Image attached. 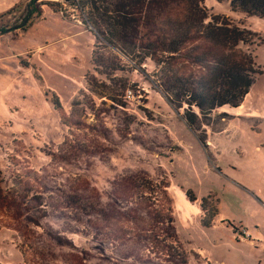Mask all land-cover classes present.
<instances>
[{
	"label": "rangeland",
	"instance_id": "1",
	"mask_svg": "<svg viewBox=\"0 0 264 264\" xmlns=\"http://www.w3.org/2000/svg\"><path fill=\"white\" fill-rule=\"evenodd\" d=\"M201 2L208 20L251 30L238 49L261 70L243 109L211 112L205 145L152 83L150 60L111 80L93 70L77 0L0 13V50L16 54L0 60V264H179V242L185 264H264V18ZM185 48L208 62L226 52L202 39Z\"/></svg>",
	"mask_w": 264,
	"mask_h": 264
},
{
	"label": "trees",
	"instance_id": "2",
	"mask_svg": "<svg viewBox=\"0 0 264 264\" xmlns=\"http://www.w3.org/2000/svg\"><path fill=\"white\" fill-rule=\"evenodd\" d=\"M217 1H228L232 10L264 18V0ZM77 4L81 9L82 23L91 26L96 38L92 49L93 70L102 78L111 80L117 71L138 68L144 72L146 61L150 60L159 70L151 79L152 83L178 110L202 145H205L206 127L219 122L211 118V112L225 106L239 107L256 75L261 73L255 66L254 57L238 49L248 43L251 30L235 25L219 14L208 20L209 12L201 0H77ZM30 14L32 12H25L17 27L23 29L31 19ZM197 39L226 52L215 56L211 62L202 54L187 53L185 45ZM182 58L203 65L204 72L185 73L177 67ZM87 83L91 85L90 81ZM126 83L137 86L131 80ZM219 115L233 117L224 112ZM186 196L194 200L190 192ZM166 201L171 203L170 198L166 197ZM201 207L206 209L204 202ZM165 219L167 227L173 231L171 237L179 242L173 228V216L169 214ZM178 248L179 251H171V255L179 259V264H185L180 242Z\"/></svg>",
	"mask_w": 264,
	"mask_h": 264
},
{
	"label": "crops",
	"instance_id": "3",
	"mask_svg": "<svg viewBox=\"0 0 264 264\" xmlns=\"http://www.w3.org/2000/svg\"><path fill=\"white\" fill-rule=\"evenodd\" d=\"M16 2V0H7V3H5V4H2L1 2H0V13L2 12V11H6V9H8V8H10L14 3ZM4 34V33H3ZM5 36H9V35H5ZM4 39V38H3ZM6 39V38H5ZM6 40H8V39H6ZM1 51V50H0ZM5 50H2L1 52H0V60H4V59H6V58H12V57H14L16 54H14V53H12V54H9V53H5V52H8L7 50L4 52ZM234 109H243V107H242V104L239 106V107H237V108H234ZM248 113H253V112H248ZM233 114V113H232ZM233 116H234V114H233ZM245 232H246V234H248V232L246 231V230H244Z\"/></svg>",
	"mask_w": 264,
	"mask_h": 264
},
{
	"label": "built area",
	"instance_id": "4",
	"mask_svg": "<svg viewBox=\"0 0 264 264\" xmlns=\"http://www.w3.org/2000/svg\"><path fill=\"white\" fill-rule=\"evenodd\" d=\"M124 97H126V99H133L134 98V91L131 88H128L126 90V93L124 94ZM245 235L247 237L249 236L248 234H246V232H245Z\"/></svg>",
	"mask_w": 264,
	"mask_h": 264
}]
</instances>
